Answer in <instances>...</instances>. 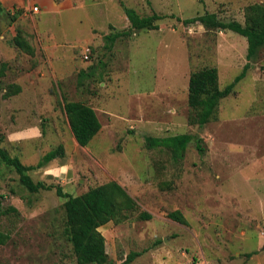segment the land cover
<instances>
[{
    "label": "rangeland",
    "instance_id": "rangeland-1",
    "mask_svg": "<svg viewBox=\"0 0 264 264\" xmlns=\"http://www.w3.org/2000/svg\"><path fill=\"white\" fill-rule=\"evenodd\" d=\"M37 1L0 0V147L33 165L67 148L29 173L72 195L109 180L126 189L137 210L101 228L109 264L132 251L140 254L129 264H264V47L248 60L245 37L183 23L205 12L242 23L245 7L264 0H73L51 11ZM124 7L160 14L158 28H131ZM17 34L32 53L14 44ZM246 64L216 118L199 127L187 103L190 73L215 66L223 88ZM14 84L20 91L6 95ZM64 99L97 113L101 129L87 147L71 143ZM180 133L193 136L181 158L148 146ZM62 159L73 160L64 185L46 176ZM63 202L54 188L29 192L0 162V206L16 208L0 216L10 234L0 264H78L63 235ZM176 209L186 224L167 216Z\"/></svg>",
    "mask_w": 264,
    "mask_h": 264
},
{
    "label": "trees",
    "instance_id": "trees-1",
    "mask_svg": "<svg viewBox=\"0 0 264 264\" xmlns=\"http://www.w3.org/2000/svg\"><path fill=\"white\" fill-rule=\"evenodd\" d=\"M126 17L131 28L134 29H157V20L162 16L156 12L151 15L140 16L133 8L124 7ZM198 22L206 29L233 31L246 38L247 59L252 60L259 50L264 47V2L248 4L244 10V20H221L215 12H205L183 20L185 24ZM129 34L128 31H116L106 35V39L111 43L117 38ZM14 44L29 53L32 47L17 34L14 37ZM248 64L243 67L232 82L220 88L219 73L215 66H204L193 70L189 75L187 103L194 112V121L199 127L204 126L211 119L216 118L219 102L222 98L230 95L234 86L244 76ZM13 87V88H12ZM20 86L13 85L6 92L17 93ZM63 110L72 135L79 146L87 147L90 141L101 129V122L95 109L81 101L64 99ZM193 138L191 134L180 133L164 137H152L149 147H164L171 151L172 157L181 158L187 143ZM202 139L196 138V146L199 151H203ZM64 155L63 146L47 151L35 164H25L17 156H11L7 150L0 147V162L10 167L18 175L19 182L31 193L39 190L55 189L57 196L64 198V226L63 235L72 246V250L78 264H109L105 248V237L100 232L99 227L112 221L120 224L130 218L131 213L137 210V202L126 191V189L116 180H109L103 184L89 187L79 195H72L63 190L60 185L46 184L38 180L34 181L30 175L31 170L44 167L51 160ZM14 207L3 208L0 206V216L7 215L10 211H16ZM169 218L181 224H186V219L178 209L167 214ZM140 219H150L151 214L141 211L138 214ZM10 238L9 232L0 230V245L5 244ZM140 253L129 252L121 264H129Z\"/></svg>",
    "mask_w": 264,
    "mask_h": 264
},
{
    "label": "crops",
    "instance_id": "crops-1",
    "mask_svg": "<svg viewBox=\"0 0 264 264\" xmlns=\"http://www.w3.org/2000/svg\"><path fill=\"white\" fill-rule=\"evenodd\" d=\"M36 3L41 8H44L45 11L62 10V9H69V8L75 7V3L73 0H38ZM71 139H72L71 143L74 144V146L78 145L73 135ZM64 149L66 150V152L67 151L69 152L67 148H64ZM72 161L73 160L71 159H64V160L62 159L58 163L52 162L50 164L52 167H50V170L46 171V176L53 177L54 179H56L58 183H60L61 185H64V183H66L67 180H69L72 176ZM108 223L109 222L99 227V230L102 234H103V231L101 228L103 226H106Z\"/></svg>",
    "mask_w": 264,
    "mask_h": 264
},
{
    "label": "built area",
    "instance_id": "built-area-1",
    "mask_svg": "<svg viewBox=\"0 0 264 264\" xmlns=\"http://www.w3.org/2000/svg\"><path fill=\"white\" fill-rule=\"evenodd\" d=\"M29 11L31 13H36L38 11V6H32L31 8H29ZM87 53H89V49L88 48L85 50V54H84L85 58L88 57Z\"/></svg>",
    "mask_w": 264,
    "mask_h": 264
}]
</instances>
